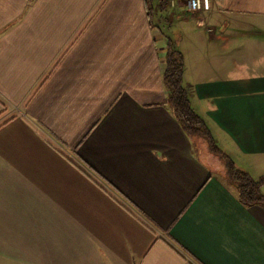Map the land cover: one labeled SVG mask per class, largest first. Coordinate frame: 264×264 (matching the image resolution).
<instances>
[{"label": "crops", "instance_id": "obj_1", "mask_svg": "<svg viewBox=\"0 0 264 264\" xmlns=\"http://www.w3.org/2000/svg\"><path fill=\"white\" fill-rule=\"evenodd\" d=\"M186 2L0 0V264H264V206L197 154L162 79L170 40L264 195V62L245 59L264 0Z\"/></svg>", "mask_w": 264, "mask_h": 264}, {"label": "trees", "instance_id": "obj_2", "mask_svg": "<svg viewBox=\"0 0 264 264\" xmlns=\"http://www.w3.org/2000/svg\"><path fill=\"white\" fill-rule=\"evenodd\" d=\"M163 84L166 88L167 107L178 122L186 136L193 142L195 137L205 139L209 150L220 157L225 165L226 181L233 186L239 201L246 206H264L262 178L252 179L247 173L237 170L232 160L216 145L202 118L194 111L190 103L191 88L183 82V57L181 53L167 41L164 60Z\"/></svg>", "mask_w": 264, "mask_h": 264}, {"label": "rangeland", "instance_id": "obj_3", "mask_svg": "<svg viewBox=\"0 0 264 264\" xmlns=\"http://www.w3.org/2000/svg\"><path fill=\"white\" fill-rule=\"evenodd\" d=\"M154 20H155L153 22L154 26H157L158 28L162 29L163 31L168 30V28L166 27V26H168V24H162L161 25L159 20L158 21L156 19H154ZM248 33H250V34L247 35V39H249L250 42L254 39V40H256V42L255 43H248V44H253V45H251V48L248 47V51L246 53L245 59L247 61H249L250 63H252V62H258V63L264 62V35L262 33H259L257 28L255 31V29L252 27L248 28ZM205 57H207V56L205 55ZM194 143H195V145L198 146L196 148L197 154H200L201 158H205V159L210 158V164L212 165V167L222 166L225 168L223 160L220 157L212 154V152L209 150L207 141L205 139L195 137ZM223 172H226V170L225 171L223 170Z\"/></svg>", "mask_w": 264, "mask_h": 264}, {"label": "built area", "instance_id": "obj_4", "mask_svg": "<svg viewBox=\"0 0 264 264\" xmlns=\"http://www.w3.org/2000/svg\"><path fill=\"white\" fill-rule=\"evenodd\" d=\"M179 0H168L171 6L175 5ZM186 8L188 12H205L210 10L211 2L210 0H187Z\"/></svg>", "mask_w": 264, "mask_h": 264}]
</instances>
